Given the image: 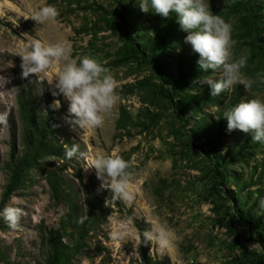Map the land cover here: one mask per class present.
Listing matches in <instances>:
<instances>
[{
  "label": "rangeland",
  "instance_id": "374dc122",
  "mask_svg": "<svg viewBox=\"0 0 264 264\" xmlns=\"http://www.w3.org/2000/svg\"><path fill=\"white\" fill-rule=\"evenodd\" d=\"M207 3L213 14L232 25L233 57H247L242 79L253 80L250 88L236 84L223 91L221 101L225 103L224 98L231 94H240V101L264 100V83L250 73L248 47L236 35L237 16L229 11L227 0ZM45 4L54 6L58 15L37 26L28 17ZM105 4L104 0H80L78 5L72 0L70 6L67 0H0V208L12 205L21 209L14 228L0 218V246L18 264H38L45 258L44 231L54 227L66 212L63 205L51 200L45 181V172L56 168L57 175L78 192L80 202L82 191H98L111 210L71 264L140 263L143 247L147 256L165 258L169 264H264V251L257 250L264 249L259 242L264 237V207L260 205L264 198V144L233 130L221 139L220 150H214L208 135L220 115L222 118L220 107L204 109L207 127L194 133L199 116L182 114L170 102L154 97L142 83L150 79L147 69L135 64L116 66V37L110 31H97L102 26L98 22L102 11L97 7L105 8ZM88 5L91 9H84ZM33 39L44 44L65 42L70 59L78 62L87 56L101 63L115 81L117 100L109 112L102 113L100 126L82 130L66 119L67 100L52 95L55 72L64 61L43 74H30L39 96L48 93L57 114L56 126L68 133L83 155L41 160L4 202L7 176L2 166L12 150V130L14 150H21L16 90L20 56ZM209 76L218 78L219 72ZM54 101H59V108ZM121 109L131 122L117 129ZM98 152L119 155L127 162L131 201L114 200L110 190L100 188L95 170L89 168ZM243 185L248 187L239 190ZM157 222L174 234L168 248L144 242L143 232ZM120 225L124 235L114 238Z\"/></svg>",
  "mask_w": 264,
  "mask_h": 264
},
{
  "label": "trees",
  "instance_id": "16d2710c",
  "mask_svg": "<svg viewBox=\"0 0 264 264\" xmlns=\"http://www.w3.org/2000/svg\"><path fill=\"white\" fill-rule=\"evenodd\" d=\"M71 1L67 0L68 6ZM104 1L105 8L97 7L102 11L98 18L102 26L97 31H110L116 37L119 45L114 64H135L147 69L150 79L142 83L149 86L154 97L170 102L182 114L188 112L191 117L199 116L194 133L207 127L208 116L203 114L207 107H220L224 111L241 102L240 94H231L224 98L227 101L223 103L221 98L224 92L215 97L210 96L207 86L198 83L203 76L214 72H200L195 63L198 54L183 43L186 33L179 30L174 13L170 11L168 18H162L151 12H141L137 7L139 0ZM227 1L229 11L237 16L236 35L248 47L249 61L252 63L250 73H264V0ZM73 2L78 5L80 0ZM91 7L88 5L84 9L90 10ZM16 90L21 123L18 145L21 150H14L15 136L12 130V150L2 166L7 176L2 193L4 202L21 187L28 172L35 169L41 160L49 157L67 160L65 151L75 144L64 129L56 126L57 114L48 93L44 92L42 98L39 96L35 79L20 76L16 82ZM120 112L117 129H122L131 122L130 116L123 109ZM211 128L213 131L208 135L209 143L214 150L219 151L221 139L226 135L221 115L218 125ZM45 181L51 200L63 205L66 212L54 227L45 229L46 256L38 264H71L76 255L87 246L91 232L106 222L111 210L106 208L98 191H82L80 202L78 192L62 176L57 175L56 168L45 172ZM245 187L248 186L243 185L239 190ZM259 242L264 244V237ZM0 264L18 263L10 260L5 248L0 246ZM135 264L169 262L165 258L147 256L143 247L142 260Z\"/></svg>",
  "mask_w": 264,
  "mask_h": 264
},
{
  "label": "clouds",
  "instance_id": "9594fccd",
  "mask_svg": "<svg viewBox=\"0 0 264 264\" xmlns=\"http://www.w3.org/2000/svg\"><path fill=\"white\" fill-rule=\"evenodd\" d=\"M137 7L141 12H151L162 18H168L170 11L175 14L179 30L186 33L183 43L198 54L195 63L200 72H219L218 78L205 75L198 81L200 85L207 86L208 95L218 96L236 84H242L245 88L252 86L253 80L242 79L241 69L245 67L247 57H233L232 25L221 16L213 14L207 0H139ZM57 15L54 6L45 4L35 9L28 18L39 26L54 21ZM69 51L65 42L44 44L39 39H33L20 56V76L43 74L64 61L55 72V91L52 95L59 94L67 100L66 119L72 125L82 130H94L102 123V113L109 112L117 100L115 81L95 59L84 56L78 58L77 62L69 58ZM256 76L260 83H264V73H257ZM54 102L56 108H59V101ZM222 118L226 121V133L238 130L248 134L253 142L264 144V100L238 102L224 110ZM0 119L3 117L0 116ZM75 155L83 153H79L78 146L74 144L66 149L65 157ZM89 168L95 170L100 188L110 190L114 200L133 199L126 171L128 164L119 155L98 152L90 161ZM260 205L264 207V198L260 200ZM20 215L19 207L6 205L0 208V218L9 227L16 226ZM122 229L123 225H120L119 230L113 232V237L122 238ZM143 239L145 243L152 241L165 249L172 244L174 234L167 225L157 222L143 232ZM257 250L264 251L259 247Z\"/></svg>",
  "mask_w": 264,
  "mask_h": 264
}]
</instances>
